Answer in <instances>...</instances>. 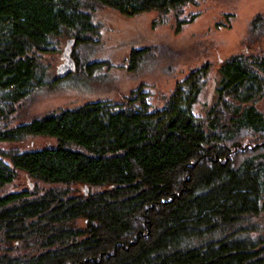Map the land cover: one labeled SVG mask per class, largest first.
Returning <instances> with one entry per match:
<instances>
[{"label":"trees","instance_id":"16d2710c","mask_svg":"<svg viewBox=\"0 0 264 264\" xmlns=\"http://www.w3.org/2000/svg\"><path fill=\"white\" fill-rule=\"evenodd\" d=\"M199 2L0 0V143L55 140L0 152V264H264L263 15L244 49L221 63L210 101L205 63L158 100L139 86L117 100L16 114L57 81L49 56L63 40L71 72L101 67L73 51L94 46L98 9L155 10L179 32L199 16L187 10ZM157 49L133 50L129 68ZM18 171L29 189L2 192Z\"/></svg>","mask_w":264,"mask_h":264},{"label":"rangeland","instance_id":"374dc122","mask_svg":"<svg viewBox=\"0 0 264 264\" xmlns=\"http://www.w3.org/2000/svg\"><path fill=\"white\" fill-rule=\"evenodd\" d=\"M187 10L200 14L177 32L172 21L158 22L160 13L155 10L129 17L108 7L98 9L94 13L98 29L97 36L92 38L94 46L75 43L73 51L83 61L103 62L101 67L89 76L81 68L76 72L57 73L68 48L67 40H63L60 51L49 56L52 75L57 81L38 88L18 104L17 116L27 120L62 107L117 100L139 86L154 92L158 100L170 93L190 70L205 63L210 66L206 87L210 101L220 77L221 63L244 49L251 21L256 15L264 16V0H200L197 6H189ZM144 47L158 49L154 57L130 69L131 52ZM256 105L264 113V98ZM197 110L201 112L200 107ZM54 143L50 137L28 136L17 142H1L0 152L34 150ZM28 189L29 177L18 171L15 181L2 192Z\"/></svg>","mask_w":264,"mask_h":264},{"label":"water","instance_id":"95a60500","mask_svg":"<svg viewBox=\"0 0 264 264\" xmlns=\"http://www.w3.org/2000/svg\"><path fill=\"white\" fill-rule=\"evenodd\" d=\"M75 69L74 60L70 56V49L69 46L64 53V63L58 68V73H61L62 71H72ZM87 192V190H86Z\"/></svg>","mask_w":264,"mask_h":264}]
</instances>
